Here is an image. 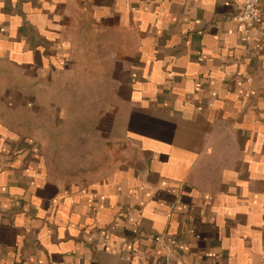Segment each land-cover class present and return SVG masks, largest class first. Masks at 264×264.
Returning a JSON list of instances; mask_svg holds the SVG:
<instances>
[{"label":"crops","instance_id":"crops-1","mask_svg":"<svg viewBox=\"0 0 264 264\" xmlns=\"http://www.w3.org/2000/svg\"><path fill=\"white\" fill-rule=\"evenodd\" d=\"M241 7L0 0V97L13 42L67 59L84 15L107 35L122 141L100 178L58 181L0 118V264H264V0L248 32Z\"/></svg>","mask_w":264,"mask_h":264},{"label":"rangeland","instance_id":"rangeland-1","mask_svg":"<svg viewBox=\"0 0 264 264\" xmlns=\"http://www.w3.org/2000/svg\"><path fill=\"white\" fill-rule=\"evenodd\" d=\"M85 18L79 28L66 29L67 59L45 58L41 44L34 43L32 52L31 44L20 41L13 42V75L2 64L0 118L13 128L14 152L42 157L58 181L100 178L121 158L113 127L121 107L104 73L110 65L102 43L107 35Z\"/></svg>","mask_w":264,"mask_h":264},{"label":"built area","instance_id":"built-area-1","mask_svg":"<svg viewBox=\"0 0 264 264\" xmlns=\"http://www.w3.org/2000/svg\"><path fill=\"white\" fill-rule=\"evenodd\" d=\"M261 1L262 0H241V11L236 16L238 32H248L251 27L257 24Z\"/></svg>","mask_w":264,"mask_h":264}]
</instances>
